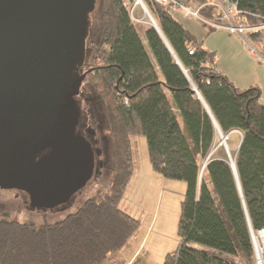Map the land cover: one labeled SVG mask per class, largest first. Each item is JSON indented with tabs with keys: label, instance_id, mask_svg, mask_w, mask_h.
Wrapping results in <instances>:
<instances>
[{
	"label": "trees",
	"instance_id": "1",
	"mask_svg": "<svg viewBox=\"0 0 264 264\" xmlns=\"http://www.w3.org/2000/svg\"><path fill=\"white\" fill-rule=\"evenodd\" d=\"M235 1L243 26L264 24V0ZM145 2L159 32L149 26L141 35L124 0H98L96 23L89 17L77 97L81 110L102 120L108 186L58 221L20 222L0 210V264H101L120 251L141 226L119 207L135 172L132 136L146 138L155 173L186 187L179 243L161 264H256L250 232L264 230L260 89L235 86L170 7ZM216 12L207 5L199 11L206 19ZM244 36L264 51V30ZM237 131L235 168L212 155L202 169L217 133L229 139Z\"/></svg>",
	"mask_w": 264,
	"mask_h": 264
},
{
	"label": "water",
	"instance_id": "2",
	"mask_svg": "<svg viewBox=\"0 0 264 264\" xmlns=\"http://www.w3.org/2000/svg\"><path fill=\"white\" fill-rule=\"evenodd\" d=\"M95 5L0 0V189L26 193L33 209L69 205L101 174L102 149L83 130L77 97Z\"/></svg>",
	"mask_w": 264,
	"mask_h": 264
},
{
	"label": "rangeland",
	"instance_id": "3",
	"mask_svg": "<svg viewBox=\"0 0 264 264\" xmlns=\"http://www.w3.org/2000/svg\"><path fill=\"white\" fill-rule=\"evenodd\" d=\"M214 2L216 1L203 0V2H201L199 0H195L194 3L192 2L191 8L193 7V9H195V7L198 5H207L212 9H216L217 12L214 13V18L212 17L213 19H206L202 17L206 20H215L218 23L217 25H219L215 28V30H211L214 29V27H211V25L208 24V21H201L194 15L186 17V15L177 14L176 19L183 23L191 33H194L199 41H203L204 45L217 55L216 65L218 69H221L225 75L229 76L235 86L238 88H249L252 85L257 86L260 89L262 95L260 102L261 104H264V51H262L261 48L253 44L251 41L247 40L245 36L240 35L238 32L235 33L229 31L231 26L243 25L241 24L237 15L234 16V19H229V17L225 16L223 11L225 9L228 11V13H230V11L220 3L216 2V5L212 4ZM145 4L148 7L146 2ZM98 10L99 4L97 0L95 8L89 14L93 23H96L97 21L96 17ZM183 16H185V18ZM229 16H231V14ZM138 26L139 27H137V30L142 35L146 28L149 26L152 27L153 25L150 23H142L141 25L138 24ZM246 32L248 31L246 30ZM251 51H254L255 54H253ZM179 121L182 125V128L186 132L185 126L180 116ZM98 130H100V127ZM100 132V135L103 137L102 141L100 142L102 153L99 157L101 160H103V167H101L100 170L101 174L92 178L90 184L80 190V193H78L72 199L69 205L59 206L46 211L33 209L29 204L26 193L16 189H0V210L2 212L6 211L9 216L14 218L16 217L20 222L30 221L35 224L42 223L44 221L53 222L58 221L59 219L66 217L70 212L77 210L80 204L83 203V201L87 198L98 192H102V190H105L110 180L109 174L105 168L108 159L106 156L107 136L104 134L105 131L103 128L100 130ZM222 136H226L228 139V135H223L221 132L217 133L215 140L217 143L215 142V145L212 147L210 157L212 155L222 156L231 164L234 162L235 155L238 152L237 149L241 143V134L238 131L232 132L229 136V139L223 140V144L219 145ZM131 145L132 154L134 156V167L136 169L140 168V173L143 174L144 167H149L151 169L149 157L147 155L146 138L144 136H132ZM207 158L205 160H200L201 168L203 167L204 163L208 161L209 158ZM202 176H204V173H202ZM185 190V183L181 180L177 181L167 179L166 183L161 186V190H159L160 196L158 197L157 206H155L154 209L149 212V215H154L155 219L158 221V224H160L162 220L165 221L166 224L161 229L162 234L159 232V228L157 226H153L152 232L149 233L151 236L148 240L147 247L140 248L138 250L137 256L134 259V263L161 264L165 255L176 249L179 243L176 229L181 210L180 203L183 199L182 197ZM154 191L155 189L153 188L150 196L153 195ZM153 197H155V195H153ZM163 205L167 207L166 214L168 213L169 217L163 214ZM138 230H141L140 232H142L141 234L143 236L148 234L147 227L145 230H143L140 226L137 231ZM136 233L129 240H131L136 235ZM156 236L160 237L162 244L159 247H150V241ZM197 247L202 250L204 249L206 251L212 252L205 247Z\"/></svg>",
	"mask_w": 264,
	"mask_h": 264
},
{
	"label": "crops",
	"instance_id": "4",
	"mask_svg": "<svg viewBox=\"0 0 264 264\" xmlns=\"http://www.w3.org/2000/svg\"><path fill=\"white\" fill-rule=\"evenodd\" d=\"M132 178L133 179L127 186V190L121 199L122 201L120 202L119 207L122 211H126L133 217L139 219L140 222H142V229L145 230L147 227L148 234L143 236L141 234L142 232H140L141 230H138L136 235L128 241L129 243L127 242L120 251L116 252L101 264H136L134 263V259L137 256V252L140 248L147 247L148 240L151 236L149 233L152 232L153 226H157L159 228V232L162 234L161 229L166 224L163 220L160 224H158L155 216L152 214L149 215V212L157 206L158 197L160 196L159 190H161V186H163L167 180L155 173L152 167L151 169L149 167H144L143 174L140 173V168H135ZM153 188L155 189L153 192L155 197H153V195L150 196ZM163 210V214L169 217V214H166L167 207L165 205H163ZM161 244L160 237L158 236L154 237L150 241V247H159Z\"/></svg>",
	"mask_w": 264,
	"mask_h": 264
},
{
	"label": "built area",
	"instance_id": "5",
	"mask_svg": "<svg viewBox=\"0 0 264 264\" xmlns=\"http://www.w3.org/2000/svg\"><path fill=\"white\" fill-rule=\"evenodd\" d=\"M127 5L128 14H130V17L134 24H152L154 23V19L152 16V13H150L149 7L146 6L145 0H124ZM195 0H151V2L159 5H169L172 16L177 18V14L179 15H194L196 18H199L201 21H208V24L211 25V27H218V23L214 20H206L202 18L199 15L200 8L203 5H198L193 9L192 2L194 3ZM217 3H220L222 6L224 5L230 13L225 9L223 11V14L229 19H234V16L238 15L240 12L239 9L236 8V1L235 0H215ZM214 2L212 4L216 5L217 3ZM213 5V6H214ZM231 14V16H229ZM185 18V16H183ZM153 25V24H152ZM231 32L239 33L240 35L244 36L246 33V30H264V24L259 26H251V27H245V26H231L229 28ZM253 54H255L254 51ZM250 238L252 240V246L255 251V260L256 264H264V230L263 229H257L252 230L250 232Z\"/></svg>",
	"mask_w": 264,
	"mask_h": 264
},
{
	"label": "flooded vegetation",
	"instance_id": "6",
	"mask_svg": "<svg viewBox=\"0 0 264 264\" xmlns=\"http://www.w3.org/2000/svg\"><path fill=\"white\" fill-rule=\"evenodd\" d=\"M83 112L86 115V119H87L86 124H85L86 127L83 130L86 133V136H89V135H87L89 130L94 131V135L92 137L90 135V139L92 140V138H93V140L95 141V142H93V143H95V146L100 147V142L103 139V137L100 135V133H101L100 130L103 128L101 120L97 119V118L95 119L93 114H91L88 110H84ZM99 127H100V130H98ZM101 149H102V147H101ZM100 160H101V158L99 160H97V162Z\"/></svg>",
	"mask_w": 264,
	"mask_h": 264
},
{
	"label": "bare ground",
	"instance_id": "7",
	"mask_svg": "<svg viewBox=\"0 0 264 264\" xmlns=\"http://www.w3.org/2000/svg\"><path fill=\"white\" fill-rule=\"evenodd\" d=\"M125 2V1H124ZM161 6H164V7H170L169 5H161ZM155 23V22H154ZM154 23H152L153 25H154ZM225 137V138H224ZM222 136L221 137V139H220V141H223V140H226L227 139V137L226 136ZM225 142V141H224ZM232 163H235V162H232Z\"/></svg>",
	"mask_w": 264,
	"mask_h": 264
}]
</instances>
